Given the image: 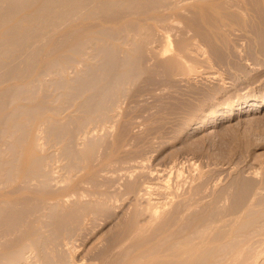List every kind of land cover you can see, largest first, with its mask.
I'll return each mask as SVG.
<instances>
[{"label":"rangeland","instance_id":"obj_1","mask_svg":"<svg viewBox=\"0 0 264 264\" xmlns=\"http://www.w3.org/2000/svg\"><path fill=\"white\" fill-rule=\"evenodd\" d=\"M115 2L93 17L84 14L95 9L90 2L81 16L58 19L60 24L56 20L54 30L44 31L54 35L37 39L46 44L31 64L27 59L34 52L33 42L25 47L30 53L19 50L10 54L14 63L6 60L15 66L25 57V74L29 75L19 84L18 80L2 83L0 79V93L14 86L24 89L31 82L32 87L38 85L36 92L29 89L31 85L24 89L36 93L31 96L33 102L30 93L16 89L20 104L15 99L14 103L23 105L25 111L21 110L22 117L16 115L20 120L15 118L29 121L25 125L33 128L26 126V131L38 134L33 137L28 132L30 142L23 150L28 156L27 148L38 137L34 141L39 142L37 152L46 170L40 179L39 175L21 174L22 180L18 177L19 182L7 187L10 191L0 190L8 191L0 197L1 203L7 202L0 203V212L6 211L0 214V255L18 249L25 239L42 231L49 240L43 251L51 252L44 251L52 261L45 257L47 264H217L218 235L229 241L233 236L226 229L238 218L235 225L243 236L255 217L264 213V0ZM129 38L136 41L132 44ZM118 46L125 47L124 53ZM165 47L171 48L163 55ZM20 52L28 58H21ZM2 67L0 74L7 71ZM58 75L71 82L63 81L65 86ZM24 78L27 83L22 85ZM112 82L119 86L113 83L116 96L109 98L110 90L106 95L103 92ZM71 87L75 88L72 93ZM97 102L102 108L107 104L106 109L99 107L95 114L101 119L93 117L91 124L86 119L95 111L90 105ZM14 103L5 112L14 111ZM27 107L37 111L39 120H34L33 110L31 117ZM81 117L87 126H81L86 130L81 133L80 127L76 137ZM56 119L65 124L62 129ZM48 129L58 134L52 136ZM68 135L74 138L72 142ZM22 146L20 163L27 160ZM9 149L7 159L13 154ZM74 154L81 156L80 162L75 158L79 163L75 174L68 170L75 164ZM53 204L58 207L54 209ZM42 223L49 225L47 229ZM27 255L30 260L35 257Z\"/></svg>","mask_w":264,"mask_h":264},{"label":"bare ground","instance_id":"obj_2","mask_svg":"<svg viewBox=\"0 0 264 264\" xmlns=\"http://www.w3.org/2000/svg\"><path fill=\"white\" fill-rule=\"evenodd\" d=\"M116 0H112V2H110V0H0V67H5L4 69H3V67L1 68L3 71L4 70H6V68H7V71H5L4 72V74H0L1 76H0V79H1V81H2V83H3V81L6 83V82H10L11 80H18V84H19V81H21V79H23V77L24 76H26V75H29V74H25L26 73V70L28 69V67L26 68V63H27V61H28V63H30L31 61H34V60H36L35 59V57L37 56V55H39V49H41V47L42 46H44L45 44H42V43H44V42H41V41H39V42H41V43H39V42H36V41H38L39 39L41 40V38L43 39V37H44V34H47V36L45 35V38L46 37H48V35H49V38H50V36L51 35H54V34H48L47 32L45 33L44 31H45V29L47 28V29H52L53 28V30L55 29V26H56V24H57V22L59 21L58 19H62V18H66V19H75V18H77V16H81L82 14H83V10H86V7H88V5H89V3L91 2V4H92V2H93V4H95V9H90V11L88 12V13H84V14H86V18L88 17V16H92V15H96V14H98V11H100V10H103V9H106L107 7L109 8V6H111L112 5V3L114 2V3H116L115 2ZM124 1V0H123ZM90 4V5H91ZM92 4V5H93ZM118 4H119V2H118ZM114 5V4H113ZM92 7V6H91ZM87 11H88V9H87ZM84 17V19H86L85 18V15L83 16ZM89 17V18H90ZM93 17V16H92ZM56 20H58V21H56ZM164 21V20H163ZM63 22V21H62ZM59 24H60V21H59ZM58 25V24H57ZM61 28V27H60ZM59 28V29H60ZM56 30H58V29H56ZM47 31V30H46ZM128 31V30H127ZM126 31V32H127ZM53 31H50V33H52ZM127 34V33H126ZM131 34H133V33H131ZM136 34V33H135ZM140 34V33H139ZM141 34H143V33H141ZM121 36H123V35H121ZM127 36V35H126ZM95 37H96V35H95ZM129 37V36H128ZM127 37V38H128ZM135 37V36H134ZM52 38V37H51ZM88 38V37H87ZM121 38V37H120ZM126 38V37H125ZM38 39V40H37ZM124 39V38H123ZM131 38H129L128 40H130ZM141 38H139V40H140ZM46 40H47V38H46ZM48 40H50V39H48ZM88 40H90V39H88ZM119 40V39H118ZM167 40V39H166ZM169 40V39H168ZM95 41V40H94ZM101 41V40H100ZM125 41V40H124ZM123 41V43L125 44V42ZM127 41V40H126ZM133 41H136V40H134V38H133V40L131 41H129V42H132V44H133ZM138 41V40H137ZM35 43L33 46H32V44L33 43ZM97 42V41H96ZM105 42H108V41H105ZM116 42H118V41H116ZM121 42H122V40H121ZM31 43V44H30ZM98 43V42H97ZM96 43V44H97ZM108 43H110V42H108ZM134 43H136V42H134ZM28 44H29V47H34L33 48V50H34V52H32V54H30V58L29 59H27V61H25L26 60V58L24 57V55H26V54H24V55H22L21 54V52L25 49V47H28ZM42 44V45H41ZM101 44V43H100ZM104 44V43H103ZM119 44V43H118ZM121 44L122 43H120V46H121ZM124 44H122V45H124ZM127 44V43H126ZM167 44V43H166ZM86 45V44H85ZM109 45H111V47H112V44H109ZM137 45H138V42H137ZM136 45V46H137ZM99 46V45H98ZM105 46H106V44H105ZM115 46H116V44H115ZM125 46V45H124ZM123 46V47H124ZM128 46V45H127ZM126 46V49L128 48ZM131 46V45H130ZM129 46V47H130ZM165 46V45H164ZM166 46H169L168 44L166 45ZM82 47V46H81ZM84 47V46H83ZM100 47H103V45H100ZM109 48H110V46H108ZM133 48H134V50H135V45L134 46H132ZM43 48V47H42ZM97 48H99V47H97ZM106 48V47H105ZM108 48V49H109ZM114 48V44H113V47H112V49ZM120 47L118 46V48H116V49H119ZM171 48V47H170ZM170 48H167V47H165L164 48V51H163V55H165V54H167L168 52H169V50H170ZM27 49V48H26ZM25 49V53H27V52H29V51H27ZM29 49V48H28ZM82 49V48H81ZM103 49H104V47H103ZM108 49L106 50V49H104L105 51H108ZM123 49H125V47L124 48H120V50H122V52H123ZM19 50H21V52H20V54L22 55H20L21 56V58H23L24 57V59L25 60H23L22 59V61H18L19 63L18 64H15V66H14V64L13 65H11V64H9L8 62H6V60L7 59H9L10 60V54H12V53H14V52H16V51H18L19 52ZM32 50V51H33ZM96 50V49H95ZM100 50H102V48H100ZM110 50V49H109ZM127 50H129V49H127ZM27 51V52H26ZM43 51V50H42ZM41 51V52H42ZM85 51V50H84ZM113 51V50H112ZM31 52V51H30ZM29 52V53H30ZM115 52H117V51H115ZM126 52H128V51H126ZM131 51L129 50V53H130ZM171 52V51H170ZM98 53V52H97ZM111 53V52H110ZM109 53V54H110ZM113 53V52H112ZM118 53V52H117ZM116 53V54H117ZM124 53V52H123ZM129 53H127L126 55L127 56H131V55H129ZM16 54V53H15ZM75 54V53H74ZM108 54V53H107ZM119 54H121V53H119ZM106 55V54H105ZM124 55V54H123ZM122 55V56H123ZM15 56V55H14ZM13 56V57H14ZM62 56V55H61ZM64 56V55H63ZM110 56V55H109ZM12 57V58H13ZM26 57H27V55H26ZM97 57V56H96ZM126 57V56H125ZM15 59L17 58L16 56L14 57ZM18 58L19 59H21L19 56H18ZM17 58V59H18ZM28 58V57H27ZM37 58V57H36ZM59 58V57H58ZM62 58V57H61ZM68 58V57H67ZM108 58V57H107ZM5 59V60H4ZM14 59V60H15ZM16 59V60H17ZM31 59V60H30ZM123 59H125L124 57H123ZM127 59H128V57H127ZM9 60H7V61H9ZM13 60V59H12ZM12 60H10L9 62H13ZM15 60V61H16ZM30 60V61H29ZM38 60V59H37ZM54 60V59H53ZM70 60V59H69ZM108 60V59H107ZM129 60V59H128ZM130 60H132V58L130 59ZM122 61V60H121ZM127 61V60H126ZM126 61L124 62V63H126ZM17 62V61H16ZM15 62V63H16ZM36 62V61H35ZM14 63V62H13ZM27 63V64H28ZM6 64V65H5ZM31 64V63H30ZM29 64V65H30ZM56 64V63H55ZM107 64V63H106ZM128 64V63H127ZM5 65V66H4ZM35 65V64H34ZM62 65V64H61ZM68 65H69V63H68ZM36 66V65H35ZM31 67V66H30ZM32 67H34L33 66V64H32ZM54 67V66H53ZM56 67H58L57 65H56ZM89 67V66H88ZM127 67V66H126ZM51 68V67H50ZM30 69V68H29ZM46 69H48V68H46ZM54 69V68H53ZM31 70V69H30ZM33 70H35V69H33ZM1 71V70H0ZM2 71V72H3ZM44 71V70H43ZM42 71V72H43ZM60 71V70H59ZM122 72V71H121ZM127 72V71H126ZM1 73V72H0ZM29 73V72H28ZM44 73V72H43ZM55 73H56V71H55ZM61 73H63V72H61ZM31 74V73H30ZM34 74V73H33ZM32 74V75H33ZM47 74V73H46ZM46 74H44V76L46 77ZM60 74V73H59ZM65 74V73H64ZM92 74V73H91ZM119 74H121V73H119ZM123 74H124V72H123ZM128 74V73H127ZM131 74V73H130ZM136 74V73H135ZM55 75V74H54ZM63 75V74H62ZM61 75V76H62ZM94 75V74H93ZM36 76H39V74L38 75H36ZM59 76V80L58 81H60L61 79H64V80H61L62 82L63 81H66V82H71V81H68L69 79H67V80H65V78H62L60 75H58ZM90 76H92V75H90ZM118 76V75H117ZM121 76V75H120ZM125 76V75H124ZM128 76H129V74H128ZM134 76V75H133ZM35 77V76H34ZM52 77V76H51ZM63 77H64V75H63ZM89 77V76H88ZM37 78V77H36ZM68 78V77H67ZM82 78H83V76H82ZM82 78H81V81H82ZM85 78V77H84ZM83 78V79H84ZM86 78H87V76H86ZM90 78V77H89ZM96 78V77H95ZM117 78V77H116ZM129 78V77H128ZM25 79V78H24ZM27 79V78H26ZM26 79L24 80V82L22 81V82H20V83H22V85H23V83H24V85L27 83V82H25L26 81ZM35 79V78H34ZM37 79H39L40 80V78H37ZM41 79H43V77L41 78ZM38 80V81H39ZM48 80V79H47ZM50 80V79H49ZM52 80V79H51ZM50 80V81H51ZM54 80V79H53ZM71 80V79H70ZM117 80V79H116ZM115 80V81H116ZM126 80V79H125ZM128 80V79H127ZM29 81V80H28ZM32 81H36V80H32ZM49 81V82H50ZM58 81H56L55 83H57L58 84ZM75 81V80H74ZM73 81V82H74ZM77 81H79V79L77 80ZM85 81H87V84H88V80L86 79ZM90 81V80H89ZM14 82V81H13ZM12 82V83H13ZM15 82H17V81H15ZM14 82V83H15ZM31 81H29V83H30ZM62 82H59V84L60 83H62ZM72 82V83H73ZM91 82V81H90ZM117 82V81H116ZM125 82V81H124ZM36 83V82H35ZM40 83H41V81H40ZM50 83H53V82H50ZM49 83V85H51ZM113 83H115V82H112V84L110 83V86H106V91H105V87L103 88L104 89V92H103V94L104 95H106V94H108L109 93V90H110V93H109V98L111 97L110 96V94H112L113 95V91H112V89L111 88H115V86L113 87ZM8 84V83H7ZM17 84V85H18ZM32 84V82L28 85V86H30ZM57 84H55V85H57ZM63 84H65L64 82H63ZM116 84V83H115ZM120 84V83H119ZM10 85V84H9ZM15 85V84H14ZM21 85V84H20ZM52 85H54V84H52ZM55 85H54V87L53 88H56L55 87ZM61 85V84H60ZM59 85V86H60ZM67 85V83L65 84V86ZM70 85V84H69ZM81 85H83V88L86 86V85H84L83 84V82L81 83ZM111 85H112V87H111ZM118 85V83L116 84V86ZM121 85V87H123L122 86V84H120ZM1 86H2V84H1ZM0 86V87H1ZM4 86V85H3ZM28 86H24V89L26 88V87H28ZM37 87H38V85H36ZM62 86V85H61ZM64 86V85H63ZM80 86V85H79ZM119 86V85H118ZM12 87V86H11ZM14 87H16V86H14ZM14 87H12V88H8V89H4V91H1V93H0V190L1 189H7L8 190V186H9V188H10V185H12L13 183H16V182H19L20 180H22L23 179V177H24V175L25 174H29V175H31V174H33V176H35L36 175V178H37V176L39 177V179H40V175H42L41 173H42V171H43V169L44 170H46L45 168H43V165L42 164H44L43 162H44V159H43V156L41 157V156H39V154L40 153H38L37 152V149L39 148V142L37 143L36 141H34L36 138H37V140H38V137H36L32 142H31V144L29 145L30 146V148H27V149H30V152H29V155L28 156H26L25 155V151L23 150V148H25L26 147V145H27V143L29 144V142H30V139L28 140V138L29 137H31V136H29L28 134L30 133L31 134V132H30V130L29 131H26V126L27 125H25V123H26V121L24 120H21V121H19L20 119H19V115L22 117L23 115H22V112H21V110L23 111H25V109H22L23 108V105L22 106H20L19 105V107H16V103H14L15 102V100H16V98L15 97H17V100H19L20 101V98L18 99V96H19V92L20 93H22V92H24V94H27V93H30L29 95H30V97L32 96H34V97H36V91L34 90L35 88L37 89V87H32V85L29 87V89L31 88H33L32 90L33 91H35L34 93H35V95L33 94L32 95V90H31V92L28 90V88H27V91H29V92H27L26 90V92L24 91V89H23V87L22 88H20L19 86V88H20V90L21 91H19V89H18V87H16L15 89H14ZM81 87V86H80ZM42 88V87H41ZM48 88V87H47ZM58 88V87H57ZM62 88V87H61ZM60 88V89H61ZM108 88V89H107ZM119 88V87H118ZM10 89H12V90H10ZM16 89H18V91L16 90ZM63 89H65L64 87H63ZM62 89V90H63ZM73 89H75V88H73ZM72 87H71V93H72ZM77 89V88H76ZM86 89V88H85ZM85 89H83V91L85 90ZM123 89V88H122ZM3 90V89H2ZM43 90V89H42ZM68 90H69V88H68ZM67 90V88H66V90H64V91H68ZM82 90V89H81ZM61 91V90H60ZM69 91V92H70ZM86 91V90H85ZM112 91V92H111ZM75 92V91H74ZM77 92H79V91H77ZM68 93V92H67ZM80 93V92H79ZM78 93V94H79ZM84 92H82V94H83ZM119 93V92H118ZM17 94V95H16ZM64 94H65V92H64ZM101 94V93H100ZM103 94H101V96L102 97H104L103 96ZM16 95V96H15ZM22 95V94H21ZM28 95V94H27ZM67 95V94H66ZM69 95H71L70 93H69ZM73 95V94H72ZM75 95V94H74ZM83 96V95H82ZM114 96V95H113ZM115 96H116V94H115ZM114 96V97H115ZM14 97V98H13ZM23 97H25L24 95H23ZM22 97V98H23ZM29 96H26V98H28ZM31 97V99L29 100V101H31L33 98ZM92 97V96H91ZM90 96H89V98H91ZM108 97H105L106 99V101L105 100H103L102 99V101H105V103H107L108 101ZM113 97V98H114ZM13 98V99H12ZM21 98V99H22ZM89 98H86L85 97V99H87L88 100V102L90 103V101H92V99H90V101H89ZM98 98V97H97ZM96 98V99H97ZM8 99H10L11 101L12 100H14V101H12V102H10L11 104L12 103H14V105H15V110L14 111H10L11 113H9V112H5V108H8V106H9V102L7 103V101H9ZM17 100H16V102H17ZM25 99H23V101H24ZM27 101H28V99H26ZM34 100H35V98H34ZM37 100V99H36ZM94 100H95V98H94ZM98 100H99V98H98ZM45 101V100H44ZM102 101H98L99 103L100 102H102ZM22 102V101H21ZM31 102H33V100L31 101ZM56 102V101H55ZM93 102V101H92ZM98 102L96 103V105H97V111H96V105H90V107L92 106V107H95V111L93 112V111H91L90 113H91V116H89L88 117V115H89V113L87 114V116H84V117H88L86 120H87V122H89V123H95V120H93V117L96 119H98L99 117H100V119H101V116H96L99 112H98V109H100L99 107H101L102 108V106L103 105H101L100 104V106H98ZM116 102V101H115ZM6 103L8 104L7 105V107L5 106L6 105ZM17 103H19V102H17ZM35 103V102H34ZM85 103V102H84ZM104 103V105L106 106L107 104H105ZM111 103H113L112 101H111ZM11 104H10V106H11ZM20 104V103H19ZM50 104V103H49ZM93 104V103H92ZM31 105H34V104H31ZM30 105V106H31ZM38 104H36V107H34V108H38V106H37ZM41 105V104H40ZM61 105V104H60ZM87 105V104H86ZM110 105H112V104H110ZM45 106V105H44ZM49 106V105H48ZM47 106V107H48ZM105 106L103 107L104 109H106L105 108ZM26 107V106H25ZM40 107V106H39ZM60 107V106H59ZM82 107V106H81ZM87 107V106H86ZM89 107V106H88ZM90 107H89V109H90ZM14 107H12V109H13ZM21 108V109H20ZM31 108H32V106H31ZM31 108H29V109H31ZM32 109L33 110V112L35 111V109ZM58 108V107H57ZM101 109V110H104V109ZM108 108V107H107ZM109 108H113L112 106L111 107H109ZM9 110H10V108H8ZM18 109H20V110H18ZM27 109H28V107H27ZM26 109V110H27ZM28 109V110H29ZM43 109V108H42ZM46 110H47V108H45ZM55 109V110H54ZM53 110L54 111H56L57 109L56 108H54ZM60 110H61V108H59ZM58 109V110H59ZM86 109H87V111H88V108H85V106H84V113H86ZM93 109V108H92ZM92 109H90V110H92ZM27 110V111H28ZM32 110H29L28 112L30 113V111L32 112ZM37 110V109H36ZM50 110H51V108H50ZM100 110V114L101 113H103V114H101V115H105L106 114V112H102ZM108 110V109H107ZM7 111V110H6ZM105 111V110H104ZM28 112H24L25 113V115L28 113ZM36 112L37 111H35L34 112V115L36 114ZM39 112V111H38ZM97 112V114H95ZM111 112V110H109V113ZM28 113V114H29ZM40 113V112H39ZM83 113V112H82ZM105 113V114H104ZM2 114V115H1ZM30 114H32V113H30ZM29 114V115H30ZM54 114H55V116H56V113L54 112ZM58 114V116H59V113H57ZM99 114V115H100ZM16 115H18V116H16ZM39 115V117H41V115L40 114H38ZM43 115V114H42ZM84 115H86V114H84ZM93 115H95V116H93ZM35 116H37V114L35 115ZM34 116V117H35ZM83 116V115H82ZM15 117H17L18 119L16 120V118ZM20 117V118H21ZM24 117H27V116H24ZM31 117H33V114H32V116ZM84 117H81L80 118V123L79 122H75L76 124H78V132H79V128L82 126V127H86L87 126V122H86V120L84 119L82 122H81V120H82V118H84ZM107 117V116H106ZM38 118V116L37 117H35V119L34 120H36ZM47 118V117H46ZM72 118V117H71ZM103 118V117H102ZM23 119V118H22ZM30 119V118H29ZM48 119V118H47ZM53 119V118H52ZM55 119V118H54ZM73 119V118H72ZM90 119V120H89ZM97 119H96V121H97ZM100 119H98V120H100ZM32 120V119H31ZM38 120H39V118H38ZM50 120V119H49ZM57 120V119H56ZM55 120V121H56ZM89 120V121H88ZM92 120V121H91ZM33 121V120H32ZM41 121V120H40ZM47 121V120H46ZM71 121V120H70ZM24 124H23V123ZM29 122V121H28ZM27 122V123H28ZM33 122H37V121H33ZM33 122H30V123H33ZM39 122V121H38ZM42 122V121H41ZM45 122V121H44ZM48 123L50 122V121H47ZM56 122H59V120H57ZM67 122V121H66ZM65 122V123H66ZM86 122V123H85ZM101 122V121H100ZM26 123V124H27ZM51 124H52V122H50ZM49 123V124H50ZM55 122L53 121V124H54ZM64 123V122H63ZM88 123V124H89ZM93 123V124H94ZM40 124V123H39ZM45 124H47L46 122H45ZM45 124H43V125H45ZM49 124H47V126L46 127H48L49 128ZM55 124H57V123H55ZM58 124H60V125H58L59 127H58V129L60 128V126H61V128L60 129H62V126H64V125H61L62 123L61 122H59ZM76 124L74 125L75 126V129L77 130V127H76ZM36 124H34L33 123V126H34V128H36V126H35ZM43 125L41 124L40 126L41 127H43ZM83 125H86V126H83ZM29 126V128H30V126H32V124L31 125H28ZM27 126V127H28ZM39 126V127H40ZM51 127H52V125H50ZM54 126V125H53ZM67 126V125H66ZM40 127V128H41ZM50 127V129L51 130H53V129H55L56 127L54 126V127H52L51 128ZM69 127V126H68ZM81 127V130H80V132L81 131H84V130H86V129H84V128H82ZM28 128V129H29ZM31 128H33V127H31ZM30 128V129H31ZM44 128V127H43ZM88 128V127H87ZM27 129V130H28ZM38 129V128H37ZM42 129V128H41ZM46 129V128H45ZM50 129H48L47 131H49ZM57 129V128H56ZM56 130L57 132L59 131V130ZM65 129V128H64ZM70 129V128H69ZM72 129V128H71ZM84 129V130H83ZM35 129H33L32 131H34ZM50 130V133L49 134H52V136H54L53 135V133H57V132H53V133H51L52 131ZM76 130H74V131H76ZM40 131V130H39ZM46 131V130H45ZM54 131V130H53ZM91 131V130H90ZM89 131V132H90ZM29 132V133H28ZM60 132V131H59ZM64 132V134H62V135H65V131H63ZM62 132V133H63ZM76 133V132H74V133H76V137L78 136L77 134H80V132L79 133ZM34 133H36V131L34 132ZM33 132H32V134L34 135V136H37V135H35ZM39 133V132H38ZM44 133V132H43ZM71 133V132H70ZM69 133V134H70ZM73 133V132H72ZM70 134V135H72L73 136V134ZM82 133V132H81ZM31 134V135H32ZM58 134V133H57ZM85 133H83V135H84ZM87 134V133H86ZM91 134V133H90ZM32 135V136H33ZM56 135V134H55ZM70 135H68V136H66L67 138L70 136ZM82 135V136H83ZM87 135H89V133L87 134ZM86 135V136H87ZM29 136V137H28ZM33 136V137H34ZM56 137V136H55ZM65 137V136H64ZM84 137V136H83ZM11 138H12V140L13 141H11V143H10V141L9 140H11ZM58 138H60L59 136H58ZM70 138H72L71 136H70ZM89 138V137H88ZM88 138H87V141H88ZM54 139V138H53ZM74 139V138H73ZM73 139H71L72 141H73ZM81 139V138H80ZM90 139V138H89ZM27 140L29 141V142H27ZM42 140V139H41ZM52 140V139H51ZM62 140V139H61ZM68 140H69V142L71 141L69 138H68ZM76 140V139H75ZM82 140V139H81ZM84 140V139H83ZM53 141V140H52ZM71 141V142H72ZM85 141V140H84ZM25 142H26V144H25ZM67 142V141H66ZM65 142V143H66ZM42 143V142H41ZM76 143V142H75ZM83 143V142H82ZM67 144H69V143H67ZM71 144V143H70ZM85 144V143H84ZM22 145H25L24 147L22 146ZM71 145H73V144H71ZM9 148L10 147V149L8 150V151H10V152H12L13 154H12V157L10 158V159H7L6 158V149H8L7 147ZM22 146V150H23V152H24V156H26L27 158V160H24V162H25V164L23 165V161L20 163V161H21V157H19V149H20V147ZM64 146H67V145H64ZM80 146H81V144H80ZM5 148V150H4V148ZM68 147H69V145H68ZM71 147V146H70ZM69 147V148H70ZM42 148V147H41ZM65 149V148H64ZM68 148L66 147V150H67ZM40 150V149H39ZM71 150H73V148L71 147ZM69 152H70V150H68ZM22 153V152H21ZM65 153V152H64ZM73 153V152H72ZM23 154V153H22ZM76 154V153H75ZM75 154H74V156L72 157V158H74V162H75V164H73L72 166H71V164H70V169L68 168V170H70V172L71 173H74V171L76 170V168H78V166H76V165H78V164H76L77 163V161H79L80 162V158L79 157H81V156H76L75 157ZM41 155V154H40ZM68 155H69V153H68ZM80 155V154H79ZM8 157V156H7ZM77 157L79 158V160L77 159ZM25 158V157H24ZM70 158V157H69ZM68 158V159H69ZM75 158L77 159V161L75 160ZM45 159H46V157H45ZM67 159V158H66ZM46 161V160H45ZM69 161V160H68ZM71 163H72V160L70 161ZM73 162V163H74ZM67 166V165H66ZM67 172H69V171H67ZM69 172V173H70ZM45 173V172H44ZM76 173V172H75ZM74 173V174H75ZM21 174H24L23 176H22V178L21 177H19ZM46 174H47V172H46ZM49 174V173H48ZM44 175V174H43ZM18 177H19V179L20 180H18ZM48 177V176H47ZM32 179V178H31ZM38 179V180H39ZM24 180H25V178H24ZM29 180V179H28ZM36 180V179H35ZM45 180V179H44ZM46 181H47V179H46ZM50 181V180H49ZM42 182H43V179H42ZM48 182V181H47ZM47 182H46V184H47ZM50 183V182H49ZM48 183V184H49ZM45 184V185H46ZM13 188V187H12ZM6 190V191H7ZM3 191V190H2ZM2 191H0L1 193V195H0V197L3 195V194H7V192L8 191H10V190H8L7 192H5V193H2ZM8 195V194H7ZM6 195V196H7ZM5 196V195H4ZM4 199V198H3ZM62 200V199H61ZM55 201H56V199H55ZM60 201V200H59ZM65 201V200H64ZM58 202V201H57ZM1 203V202H0ZM3 203V205H4V203H7L6 201L5 202H2ZM1 203V204H2ZM1 204H0V206H1ZM8 204H11V203H9L8 202ZM54 205V204H53ZM52 205V206H53ZM52 206H51V208H52ZM54 206H56V207H54ZM53 206V208L55 209V208H57L58 206L55 204ZM1 207H3V206H1ZM5 207L6 206H4V209H5ZM9 208V207H8ZM48 208V207H47ZM52 208V209H53ZM1 210V209H0ZM7 210V209H6ZM49 210V209H48ZM52 211V210H51ZM3 212H6L5 210H3ZM3 212H0V214L1 213H3ZM50 212V211H49ZM51 213V212H50ZM53 213V212H52ZM263 214V215H262ZM3 215V214H2ZM260 215H262V216H259V217H255V219H254V221H253V223H252V226H251V228L250 229H246V232H244V234H243V236H241V233H240V230H239V228H237V226L235 225V223L237 222V219H236V222L234 223V224H232V227L230 228L229 226H228V228L226 229L227 231L226 232H228L227 234L229 235H232L233 237H231V239H230V237L225 233V232H223L224 230H222L221 231V233L223 232V233H225L227 236V238L229 237V241H225V235H218L219 237H218V251H217V256H218V263L217 264H264V213H261ZM4 216H6V215H4ZM51 216V215H50ZM48 218H49V216H48ZM41 220V219H40ZM45 220H46V218H45ZM48 220V219H47ZM39 221V220H38ZM37 222V221H36ZM40 223H41V221H40ZM45 223V222H44ZM47 223H49V222H47ZM3 224V223H2ZM7 224V223H6ZM5 224V225H6ZM43 224V223H42ZM46 224V223H45ZM45 224H43V227L45 228L46 227V229H47V226H49V225H45ZM233 225L236 227V228H234L233 227ZM1 226V225H0ZM7 226V225H6ZM10 227V226H9ZM37 227H39V226H37ZM3 229H4V226L2 227ZM1 228V229H2ZM40 228V227H39ZM43 228V229H44ZM6 229V228H5ZM4 229V230H5ZM7 229H8V227H7ZM6 229V230H7ZM21 229V228H20ZM38 229V228H37ZM39 230V229H38ZM41 230V229H40ZM45 230V229H44ZM229 230V231H228ZM9 231V233H10V230H8ZM35 231H37V230H35ZM47 231V230H46ZM13 231H11V233H12ZM19 232H20V230H19ZM1 233V232H0ZM2 233H3V231H2ZM1 233V234H2ZM6 233H8V232H6ZM6 233H4V235L6 234ZM16 233V232H15ZM32 233V232H31ZM33 233H35L34 231H33ZM37 233V235H36V237L35 236H30L27 240L25 239L24 240V242L22 243V244H20L21 246L20 247H18V249H14V250H12V251H9V252H3L4 254H2V256L0 257V264H43L44 263V261L46 260V258L45 257H47V256H44V255H46L47 253H46V251H45V253H44V251H43V245H45L44 243H45V241H47L46 239H45V236H46V234L44 233V232H42V231H40V233H38V232H36ZM44 233V234H43ZM49 233V232H48ZM220 233V232H219ZM13 234V233H12ZM23 234V233H22ZM3 235V236H4ZM34 235V234H33ZM2 236V235H1ZM0 236V237H1ZM10 236V235H9ZM14 236V235H13ZM16 236V235H15ZM22 236V235H21ZM7 237H8V235H7ZM240 237H242L241 239H239ZM20 238V237H19ZM1 239H2V237H1ZM18 239V238H17ZM236 239H239L238 240V243H236ZM6 240V239H5ZM228 240V239H227ZM49 241V240H48ZM16 243V242H15ZM227 243V244H226ZM52 244V243H51ZM54 244V243H53ZM224 244H226V246L224 245ZM12 245V244H11ZM17 245H18V243H17ZM4 246V245H3ZM15 246V245H14ZM236 246H238V251H237V253L236 252H234V250H235V247ZM47 247V246H46ZM1 248V247H0ZM48 248H51V247H48ZM44 249H45V247H44ZM49 251V250H48ZM32 254V256H33V254L35 255V260L33 261L32 260V258H31V260H32V262L33 263H31V260L29 259V255H27V254ZM49 253H51V252H49ZM48 253V254H49ZM0 254H1V252H0ZM44 254V255H43ZM47 254V255H48ZM50 256H51V254H50ZM68 256V255H67ZM49 257H47V259H48ZM72 259V258H71ZM70 259V260H71ZM29 260H30V262H29ZM49 260L51 261V259L49 258ZM48 260V261H49ZM63 260H65V259H63ZM67 260H68V258H67ZM45 262H47V261H45ZM52 262V261H51ZM53 262H54V258H53ZM61 262H64V261H61ZM66 262V261H65ZM64 262V263H65ZM56 263V261L54 262V264ZM57 263H59V262H57ZM68 263V262H67ZM74 263V262H73ZM44 264H47V263H44ZM72 264V263H71Z\"/></svg>","mask_w":264,"mask_h":264}]
</instances>
